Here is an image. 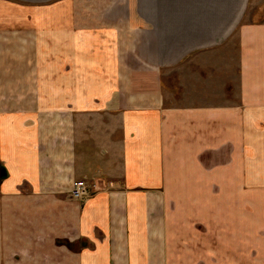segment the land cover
Returning <instances> with one entry per match:
<instances>
[{
	"label": "crops",
	"instance_id": "obj_1",
	"mask_svg": "<svg viewBox=\"0 0 264 264\" xmlns=\"http://www.w3.org/2000/svg\"><path fill=\"white\" fill-rule=\"evenodd\" d=\"M261 6L0 0V264H264Z\"/></svg>",
	"mask_w": 264,
	"mask_h": 264
},
{
	"label": "built area",
	"instance_id": "obj_2",
	"mask_svg": "<svg viewBox=\"0 0 264 264\" xmlns=\"http://www.w3.org/2000/svg\"><path fill=\"white\" fill-rule=\"evenodd\" d=\"M95 186L88 183L86 180H81L75 183L73 190L70 193L71 198L78 201H85L95 193Z\"/></svg>",
	"mask_w": 264,
	"mask_h": 264
},
{
	"label": "rangeland",
	"instance_id": "obj_3",
	"mask_svg": "<svg viewBox=\"0 0 264 264\" xmlns=\"http://www.w3.org/2000/svg\"><path fill=\"white\" fill-rule=\"evenodd\" d=\"M251 20L252 22H260L264 21V6H261L260 9L256 10L254 15H252L250 18H246V20Z\"/></svg>",
	"mask_w": 264,
	"mask_h": 264
},
{
	"label": "water",
	"instance_id": "obj_4",
	"mask_svg": "<svg viewBox=\"0 0 264 264\" xmlns=\"http://www.w3.org/2000/svg\"><path fill=\"white\" fill-rule=\"evenodd\" d=\"M1 176H4V175L0 173V177H1Z\"/></svg>",
	"mask_w": 264,
	"mask_h": 264
}]
</instances>
